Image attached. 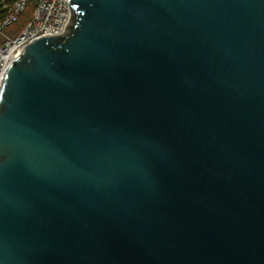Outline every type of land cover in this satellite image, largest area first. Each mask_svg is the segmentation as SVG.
Returning <instances> with one entry per match:
<instances>
[{
  "label": "water",
  "instance_id": "1",
  "mask_svg": "<svg viewBox=\"0 0 264 264\" xmlns=\"http://www.w3.org/2000/svg\"><path fill=\"white\" fill-rule=\"evenodd\" d=\"M0 85V264H264V0H68Z\"/></svg>",
  "mask_w": 264,
  "mask_h": 264
},
{
  "label": "built area",
  "instance_id": "2",
  "mask_svg": "<svg viewBox=\"0 0 264 264\" xmlns=\"http://www.w3.org/2000/svg\"><path fill=\"white\" fill-rule=\"evenodd\" d=\"M71 17L68 0H0V85L10 64L34 39L61 34ZM24 21L21 29L16 25ZM8 30V32H6Z\"/></svg>",
  "mask_w": 264,
  "mask_h": 264
},
{
  "label": "trees",
  "instance_id": "3",
  "mask_svg": "<svg viewBox=\"0 0 264 264\" xmlns=\"http://www.w3.org/2000/svg\"><path fill=\"white\" fill-rule=\"evenodd\" d=\"M23 25H24V21L20 22V23H19L18 25H16V26H17L18 29H21Z\"/></svg>",
  "mask_w": 264,
  "mask_h": 264
},
{
  "label": "rangeland",
  "instance_id": "4",
  "mask_svg": "<svg viewBox=\"0 0 264 264\" xmlns=\"http://www.w3.org/2000/svg\"><path fill=\"white\" fill-rule=\"evenodd\" d=\"M6 32H8V30H7ZM8 33H9V32H8ZM3 39H4V35H3V34H0V45H1V43L3 42Z\"/></svg>",
  "mask_w": 264,
  "mask_h": 264
}]
</instances>
